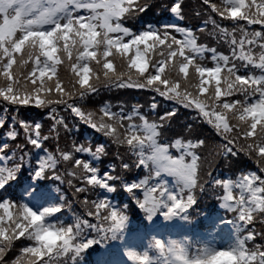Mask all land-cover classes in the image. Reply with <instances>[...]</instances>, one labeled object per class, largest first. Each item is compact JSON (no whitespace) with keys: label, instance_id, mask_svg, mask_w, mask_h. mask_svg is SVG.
I'll return each mask as SVG.
<instances>
[{"label":"snow or ice","instance_id":"1","mask_svg":"<svg viewBox=\"0 0 264 264\" xmlns=\"http://www.w3.org/2000/svg\"><path fill=\"white\" fill-rule=\"evenodd\" d=\"M202 2L220 17L230 19L234 25L231 30L221 27L211 16L202 22V30L210 22L213 30L225 40L230 49L227 55L215 48L205 49L203 44L197 43L192 28L178 23L184 19V0H165L163 4L176 18L174 22L144 24L136 31L133 27L124 26L123 20L136 18L138 13L150 7V0H0V103L13 107V120L22 130L19 131L15 124H9L4 135L9 138L23 135L28 144L42 153L33 164L34 178L51 171L56 179L61 180L64 174L57 175L55 171L57 156L68 162L71 166L67 169V176L81 181L76 186L73 179L67 180L74 193L77 196L80 193H96L95 200L89 201L85 196L81 203L87 214L95 217L99 224L97 227V224L82 220L76 214L72 216V223L45 222V217L58 213L61 208L68 207L71 211V201L65 204L63 196L59 205L39 211L22 202L17 207L8 199H0V209H3L0 222L11 217L14 225L6 235V229L0 223V257L20 245L18 254L11 261H0V264H68L69 258L92 244L94 239L115 238L124 227L127 209V205L121 208L108 198V194L117 187L132 197L146 219L150 220L154 215L164 219L173 216L187 219L186 209L194 202L195 189L204 187L200 183L196 153L201 146L209 143L203 125L195 123L197 119L210 125L223 138L225 143L219 145V151L226 160L237 157L239 153L250 155L255 159L259 172L264 173V28L249 31L245 24L238 23V20H243L247 25L264 26V0H251V3L224 0L230 6L223 9L210 0ZM80 10H84L83 15ZM237 31L238 38L235 35ZM177 33L180 38H177ZM124 37L128 38L125 40ZM61 41L64 42L62 48ZM137 45H143V48ZM90 47L92 51H89ZM254 47H258V51H254ZM58 49L60 55H57ZM73 51L76 62L66 61L74 73L73 83L66 90L57 73V63L65 56H72ZM205 51L211 53L208 57L213 61L211 67L203 63ZM41 55L45 59H38ZM89 59L95 60L101 67L99 73L89 68ZM116 59L120 64L113 70ZM29 60L32 68L25 74L23 66ZM81 63L82 68L79 66ZM246 65H251V68ZM190 66L194 69L191 83ZM222 68L226 69L224 87L216 86L213 96L211 89H206L205 85L209 78L218 84ZM49 72L56 74L54 87L38 83ZM89 73L93 77L91 81ZM197 77L199 83H196ZM109 86L147 89L174 103L167 109H159L162 115L158 120H148L137 110L138 105L124 116L122 107L113 111L105 102L99 109L109 118L105 121L96 120L92 112L73 106L74 102L68 99L70 96L83 99ZM190 88L196 91H190ZM206 91L209 93L207 101L199 96ZM53 93L58 95L53 97ZM233 93H238L243 99H225L222 103L218 99L222 95L231 97ZM28 105L47 107L46 115L51 120L50 131L53 134H58L57 129L62 126L68 129L66 134L70 135L71 128L76 126L75 121L69 125L61 118L59 105L71 108L80 121L96 133H102L106 140L95 143L93 150L85 146L87 138H84L80 143L74 141L70 150L58 147L53 153L44 147L47 136L40 133L41 123L20 117L17 110ZM176 105L195 111L193 122L181 132L171 127L179 114ZM148 107L157 110V103L153 101ZM228 110L231 111V119ZM134 118L139 123H135ZM121 121H126V124ZM3 123L4 120L0 119V124ZM161 136L173 137L171 144L159 143ZM108 141L118 147L127 145L126 151L134 157L130 164L117 152L121 169L143 166L147 174L131 182L124 181L120 176L110 175V170L117 165L109 164V170L99 175V169L91 161L104 154ZM178 144L182 150L173 155L169 149ZM24 147V144H18L10 156L0 158L3 161L10 157L14 160L17 150H20V163H0V188L15 179L17 169L28 157ZM8 148L7 144L0 145V149ZM77 154H87L89 158ZM165 176L172 177L171 184ZM117 180L119 185L115 183ZM211 183L214 188L223 187V195L219 197L221 206L230 212L235 211L234 218L226 221L235 229L230 244L216 247L199 243V247L190 252L192 242L188 237L163 241L152 237L149 244L151 251L137 253L129 249L126 251L128 259L133 264H208L214 257L225 255L231 258L229 264H264V250H261L264 244L253 243L251 248L247 246L255 237L264 236V175L245 171L238 174L235 180L211 178ZM97 186L99 192H96ZM233 188L238 191L233 193ZM89 204L94 205L95 211L88 207ZM10 208H16V211L10 212ZM101 209L105 213L103 216ZM257 215L261 220L260 231L255 225ZM89 228L94 236L88 235ZM45 229L56 232L58 239L45 244L41 239V232ZM241 232L243 235H240ZM107 259L100 258L97 264H106Z\"/></svg>","mask_w":264,"mask_h":264},{"label":"trees","instance_id":"2","mask_svg":"<svg viewBox=\"0 0 264 264\" xmlns=\"http://www.w3.org/2000/svg\"><path fill=\"white\" fill-rule=\"evenodd\" d=\"M150 7L146 8L143 12L138 13L137 17L134 19L123 20L124 26L133 27L136 31L144 24H163L174 22L176 19L163 7L165 0H150ZM211 3H215L222 9L230 6L226 5L224 0H210ZM247 3H251V0H246ZM259 2V0H257ZM184 19L178 21L181 26L192 28L195 35L197 43L203 44L205 49L215 48L216 51L228 54L230 49L228 44L224 39H221L218 31H214V26L209 22L206 27L202 30V22L207 21L208 17L211 16L213 19L218 21L221 27H228L229 30L234 26L230 19H224L217 15V13L212 12L208 5H204L202 0H184ZM81 14H84V10H80ZM238 23L245 24V27L251 31L254 28H264L260 25H247L245 21L238 20ZM99 32V28H97ZM112 35V33H110ZM177 38H180V34H176ZM237 38L239 37V31L235 33ZM124 37L123 39H127ZM63 41L60 42L61 48L63 47ZM143 48V45H137ZM75 50V46H73ZM82 50V46H81ZM93 49L90 47L89 51ZM254 51H258V47H254ZM60 49L57 50V55H60ZM111 54V53H110ZM211 53L205 51V60L203 61L206 66H213V61L208 59ZM131 52H129V58ZM38 59H45L42 55L38 56ZM106 59V58H105ZM115 59V58H114ZM71 60V62H76L75 51H73L72 56H65L61 61L57 63V73L60 80L62 81V87L66 90L70 89L73 80L72 77L74 73L70 71V64L66 65V61ZM237 61H233L236 63ZM242 63V62H241ZM120 64L118 59L115 60L114 68ZM82 68V63L79 65ZM246 67L251 68V65H246ZM32 63L31 60L23 66V71H31ZM89 68L97 71L101 70V67L97 66L95 60L89 59ZM135 71V70H133ZM226 69H221L219 83H214L210 81L206 83V89H211V95L214 96V91L216 86L224 87L223 75ZM191 73H194V69L190 66V76L189 83H191ZM83 74V73H82ZM35 75V74H34ZM174 75V74H173ZM78 79V78H77ZM93 77L89 73V81ZM21 82H23V77H21ZM43 82L46 87L55 86L56 74L46 73L44 77L40 78L38 83ZM183 83V81H181ZM196 83H199V78H196ZM79 85H76L77 91H79ZM190 91H196L195 88H190ZM53 97L57 96V93L52 94ZM200 97L207 99L209 98V93L199 94ZM239 98L243 99L238 93H233L231 97L222 95L219 97V101L222 103L225 99ZM70 101L74 102L73 106L81 107L85 112H92L96 120H105L109 118L104 116L100 111L105 102L111 106L113 111H116L118 107L124 109L122 115L126 116L127 113L134 107L139 106L138 111L143 114L148 120L157 119L162 115L159 109H167L169 105L174 102L171 100H166L164 97H159L153 92L147 89H136L131 87L115 88V87H103L94 94H88L83 99H79L78 96H70L68 98ZM251 101V97L248 98ZM153 101L157 103V110H153L148 107ZM179 110V114L174 118L172 122V129L176 132H181L183 129L187 128L188 124H191L192 116L195 115V111L191 109L184 108L182 105H176ZM60 111L61 118L65 119V122L72 125L73 121L76 122V126L71 128V134L68 133V129L62 126L58 127L57 133L53 134L50 131L51 120L46 115L48 109L38 108L35 105L21 106L17 111L20 117L28 118L33 122L39 121L41 123L40 133L42 136H47L44 140V147L48 148L49 151L55 153L57 148L69 149L72 143L75 141L80 143L87 138L85 146H90L94 150L95 143H104L106 138L102 133H96L94 130L90 129L89 126L79 120L74 113H72L71 108H66L57 105ZM7 109V110H5ZM229 111V119H231V111ZM175 115V114H174ZM0 119L4 120L3 124H0V145H9L8 149H0V158L5 155H9L13 149L17 148L18 144H24V152H28L29 155L21 163L20 167L15 173V179L9 180L7 184L0 188V199H8L13 202L14 205L18 207L20 202L24 203L27 207L38 211V206L42 203L43 207H51L59 205L61 202V197H65V204L71 201V211L68 207L61 208L58 213H53L48 217H45V222L47 223H72L73 214L79 215L81 219H86L92 224H97L95 217L89 216L85 210V206L82 205L81 201L84 200L85 196L88 197L89 201L96 199V193H80L78 196L74 193V189L67 183L68 179H73V184L79 186L80 180L73 177L67 176V169L71 166L68 162H65L61 157L57 156V166L55 171L57 175L63 173L61 180L56 179L52 172L49 171L46 175L40 177H33V164L39 155L42 153L33 148L27 143L23 135L9 138L4 135L8 130L9 124H15L19 131L18 123L13 120V107L11 105H6L0 103ZM135 123H139L138 119L134 118ZM125 123L126 121H121ZM197 125H203L204 134L209 137V143L207 145L201 146L199 151H197V157L199 159V178L200 183L204 185L203 189L197 187L195 189V197L192 205L186 209L187 219H181L179 216H173L170 219H164L160 215H154L150 220L145 218V215L139 207H137L135 201L130 195H127L122 188L117 187L116 190L108 194V198L114 205H127L125 212L126 220L123 229L120 233L116 235L115 238H109L107 240H95L88 247L82 249L74 257L69 258L68 264H97L98 259L107 257L106 264H133L126 255L127 250H132L135 240H145L147 241L148 247L151 242L152 237L160 240L167 239H181L183 237H188L192 242L189 247V251H193L195 248L199 247V243H208L216 247H224L230 244L234 238L235 229L233 225L229 223V228L225 229L223 227L224 223L228 219H232L235 216V211H228L226 208L221 206L220 199L223 195V187L214 188L211 183V178L218 179H232L235 180L238 174H242L245 171H255L257 175H264L260 173L255 159L250 155H245L244 153H239L237 157L229 158L228 160L220 154L219 145L225 143L222 137H220L211 126L205 123L203 120L197 119L195 121ZM121 132L124 129H120ZM189 137H183V139H188ZM171 136H161L159 143H169L171 144ZM127 145L117 146L111 141H108L104 154H102L98 160L92 159L94 166L99 169V175H102L104 170H109V164H116L117 167L114 170H110V175L120 176L124 181L131 182L134 179L143 177L147 173L145 172L143 166L129 167L128 169H121L119 167L120 160L117 159L116 153L119 152L123 157L124 161L127 163H132L134 157L132 153L126 151ZM182 150L178 144L176 147H170L169 151L175 155L178 151ZM82 155V158H89L87 154H77ZM7 163L11 165L12 163H20V150H17L16 157L13 160L11 157L7 161L0 159V163ZM169 184L172 182V177H164ZM86 183V182H85ZM117 185L120 181H115ZM91 187V186H88ZM100 189L97 186L96 192ZM134 191L139 192V190L134 189ZM233 193L238 191V189L233 188ZM103 194V193H101ZM186 195V194H185ZM88 207L95 211V207L89 204ZM10 212L16 211V208H10ZM104 210L101 209V215L103 216ZM0 215H3V209H0ZM22 220V218H21ZM2 223L3 227L7 231L13 227L12 218H7ZM256 230L260 231L261 220L259 215H257L255 220ZM251 227V225H249ZM152 237L147 236V233L152 231ZM89 236H94L95 233L89 228L87 229ZM243 235V232L240 233ZM15 243V241L13 242ZM255 244H264V236L255 237L252 242H248L247 246L251 248ZM20 245L9 249L3 257H0V261L9 262L17 254ZM261 250H264L262 248ZM148 251H151L150 248ZM150 254H155L150 252Z\"/></svg>","mask_w":264,"mask_h":264},{"label":"clouds","instance_id":"3","mask_svg":"<svg viewBox=\"0 0 264 264\" xmlns=\"http://www.w3.org/2000/svg\"><path fill=\"white\" fill-rule=\"evenodd\" d=\"M41 239L45 244H51L53 241H56L58 239V234L56 232H51L45 229L41 232ZM230 259V257L220 255L214 257L211 261L208 262V264H229Z\"/></svg>","mask_w":264,"mask_h":264},{"label":"rangeland","instance_id":"4","mask_svg":"<svg viewBox=\"0 0 264 264\" xmlns=\"http://www.w3.org/2000/svg\"><path fill=\"white\" fill-rule=\"evenodd\" d=\"M134 246H133V251H136L137 253L143 252L145 250L148 249L147 244L145 241H141V240H136V242H134Z\"/></svg>","mask_w":264,"mask_h":264}]
</instances>
